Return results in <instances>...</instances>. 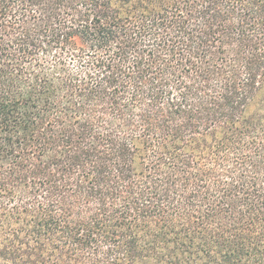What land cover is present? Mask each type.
<instances>
[{
    "label": "trees",
    "instance_id": "1",
    "mask_svg": "<svg viewBox=\"0 0 264 264\" xmlns=\"http://www.w3.org/2000/svg\"><path fill=\"white\" fill-rule=\"evenodd\" d=\"M0 264H264V0H0Z\"/></svg>",
    "mask_w": 264,
    "mask_h": 264
}]
</instances>
